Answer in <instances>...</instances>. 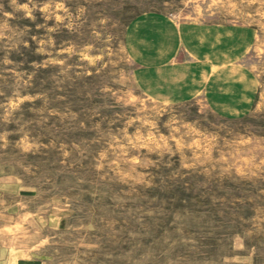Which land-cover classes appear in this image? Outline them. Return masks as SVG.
Returning a JSON list of instances; mask_svg holds the SVG:
<instances>
[{"label": "rangeland", "instance_id": "374dc122", "mask_svg": "<svg viewBox=\"0 0 264 264\" xmlns=\"http://www.w3.org/2000/svg\"><path fill=\"white\" fill-rule=\"evenodd\" d=\"M0 264H264V0H0Z\"/></svg>", "mask_w": 264, "mask_h": 264}, {"label": "crops", "instance_id": "0c3cea01", "mask_svg": "<svg viewBox=\"0 0 264 264\" xmlns=\"http://www.w3.org/2000/svg\"><path fill=\"white\" fill-rule=\"evenodd\" d=\"M204 32H206V31H202L201 33L204 34Z\"/></svg>", "mask_w": 264, "mask_h": 264}]
</instances>
